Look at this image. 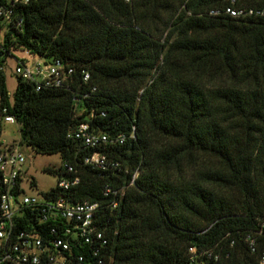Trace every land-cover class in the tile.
<instances>
[{"label":"trees","instance_id":"trees-1","mask_svg":"<svg viewBox=\"0 0 264 264\" xmlns=\"http://www.w3.org/2000/svg\"><path fill=\"white\" fill-rule=\"evenodd\" d=\"M12 3L0 0L6 7ZM229 4L14 3L4 52L27 51L34 58L58 60L73 72L63 87L41 91L17 77L14 93L3 101L19 127L21 150L61 159L58 169H44L56 174L57 185L42 196L98 204L96 226L106 245L92 261L259 264L264 249V16L243 20L209 14ZM235 4L264 8V0ZM4 79L2 97L8 90ZM81 124L125 141L88 148L75 138ZM96 152L106 157V169L84 164ZM65 165L75 173L67 174ZM74 176L80 178L76 187H58L60 178Z\"/></svg>","mask_w":264,"mask_h":264},{"label":"built area","instance_id":"built-area-1","mask_svg":"<svg viewBox=\"0 0 264 264\" xmlns=\"http://www.w3.org/2000/svg\"><path fill=\"white\" fill-rule=\"evenodd\" d=\"M11 1L13 3L9 7L0 4V81L2 76L5 78L6 60L11 57L16 62L12 71L15 78L35 84L36 91L63 87L73 71H65L60 61L48 62L37 58L29 64L26 58L15 59L13 52L5 53L2 49L7 23L11 22L14 3L19 0ZM235 3L236 0H230L228 6L210 10L209 14L243 20L264 16V8L236 6ZM23 53L30 56L27 51ZM88 77L86 74L84 79ZM11 96L12 93L6 90L2 97L0 90V134L3 124L16 125L14 116L9 114V107L3 101V98ZM75 138L92 149L125 141L124 136L110 138L93 132L86 124L79 125ZM25 164L26 157L19 143L0 146V264H103L102 260L92 261L99 248L106 245L103 233L96 226L98 204L88 201L71 203L63 196L38 198L27 195L23 186L27 175ZM84 164L93 169H106L108 166L106 157L99 152L86 157ZM65 168L67 174L75 173L72 166L65 165ZM28 182L30 185V180ZM79 183L78 176L62 177L58 187L70 190ZM116 205L114 202L112 208ZM249 244L251 251L255 252L254 239H250ZM89 245L93 247L86 252L87 255L79 251ZM189 251L194 254L195 249L189 248ZM259 264H264V249Z\"/></svg>","mask_w":264,"mask_h":264},{"label":"rangeland","instance_id":"rangeland-1","mask_svg":"<svg viewBox=\"0 0 264 264\" xmlns=\"http://www.w3.org/2000/svg\"><path fill=\"white\" fill-rule=\"evenodd\" d=\"M15 59L26 58L28 63L36 60L32 56H26L22 51H16L12 53ZM5 79L8 90L14 93L17 85V81L12 71L15 68L16 62L11 57L6 60ZM20 140V131L17 125L3 124L0 134V146L17 144ZM24 155L26 157V177L24 179V191L27 195L35 197H42V194L49 191L51 188L56 187L57 178L56 174L45 172V168L58 169L61 165V159L58 155H41L36 154L30 148H23ZM27 179V180H26ZM35 181V186L30 187L28 181Z\"/></svg>","mask_w":264,"mask_h":264}]
</instances>
